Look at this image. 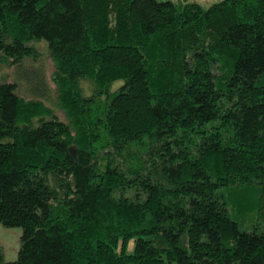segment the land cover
<instances>
[{
    "label": "trees",
    "instance_id": "obj_1",
    "mask_svg": "<svg viewBox=\"0 0 264 264\" xmlns=\"http://www.w3.org/2000/svg\"><path fill=\"white\" fill-rule=\"evenodd\" d=\"M41 41L66 121L0 82V264H264V0H0V61Z\"/></svg>",
    "mask_w": 264,
    "mask_h": 264
},
{
    "label": "rangeland",
    "instance_id": "obj_2",
    "mask_svg": "<svg viewBox=\"0 0 264 264\" xmlns=\"http://www.w3.org/2000/svg\"><path fill=\"white\" fill-rule=\"evenodd\" d=\"M196 2L203 8H207L213 3L220 0H186ZM39 53L38 60L35 62L25 61L21 67L5 65L0 61V82H14L17 86L19 95L29 99L32 97L42 98L46 106L54 110L57 116L66 121V116L62 110L57 107L54 84L51 81L53 73V63L49 56L48 50L44 42L33 43ZM123 82L115 83L111 92H115L121 87ZM86 86V85H85ZM247 211V210H246ZM254 212H240L233 209L232 218L241 224L243 228L249 227ZM249 223V224H248ZM21 228H7L0 224V248L3 253L5 262H12L17 258V252L20 247ZM132 244L130 245V249Z\"/></svg>",
    "mask_w": 264,
    "mask_h": 264
}]
</instances>
